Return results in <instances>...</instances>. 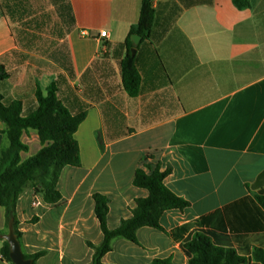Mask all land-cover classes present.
Masks as SVG:
<instances>
[{
    "label": "crops",
    "instance_id": "0c3cea01",
    "mask_svg": "<svg viewBox=\"0 0 264 264\" xmlns=\"http://www.w3.org/2000/svg\"><path fill=\"white\" fill-rule=\"evenodd\" d=\"M59 1L69 25L63 62L59 54H30L14 33L10 17L21 19L25 0H14L20 10L6 1L10 14L0 8V64L8 73L0 82L3 102L20 100L26 115L37 107L36 85L45 93L56 81L69 110L85 113L74 133L80 166L61 170V199L46 203L32 183L18 196L15 217L24 255L41 252L35 264H90V245L103 241L92 195L107 197L106 225L116 228L132 215L135 199L148 195L133 185L138 168H169L164 184L189 202L162 214L165 230L264 188V0H250L243 9L232 0L190 7L152 0L150 35L133 44L140 75L135 97L122 86L120 63L142 0ZM3 128L0 121V148L6 144ZM20 141L27 146L20 161L47 144L31 128ZM0 232L2 238L8 232L1 205ZM136 239H112L101 263L188 264L180 243L163 231L141 227ZM1 246L2 241L0 264H9Z\"/></svg>",
    "mask_w": 264,
    "mask_h": 264
},
{
    "label": "trees",
    "instance_id": "16d2710c",
    "mask_svg": "<svg viewBox=\"0 0 264 264\" xmlns=\"http://www.w3.org/2000/svg\"><path fill=\"white\" fill-rule=\"evenodd\" d=\"M184 7L207 3L210 0H178ZM250 0H232L234 6L243 9ZM13 10H20V4L13 0ZM155 10L152 0H142L139 19L130 27L126 44L127 52L120 63L122 86L130 97L140 91V75L136 68L134 54L131 53V37L139 35L148 38L154 21ZM8 78L5 67L0 64V82ZM58 84L51 81L45 93L36 85L37 107L30 113L22 114V103L15 99L5 104L0 94V121L5 145L0 148V205L5 208V221H13V229L18 240L15 217L16 201L23 188L32 183L35 191L42 192L44 201L56 204L61 195L56 188L61 170L65 166L79 167V145L74 138L84 112L72 113L58 95ZM35 129L42 144L36 154L20 161V152L27 146L20 141L23 130ZM170 169L160 170V166L146 172L136 169L133 185L144 188L148 195L135 199L131 216L114 228L106 225L108 199L94 193V213L103 233V241L94 246L93 260L90 264H103L101 257L111 249L114 238H124L137 242L136 232L141 227H151L165 232L172 240L179 242L188 264H264V188L254 195H247L222 207L219 211L198 217L165 230L160 224L162 214L171 209L183 210L189 202L176 195L164 184ZM217 215V218H216ZM1 254L9 262V245L1 237ZM42 253L24 255L35 260ZM149 264H170L169 259H156Z\"/></svg>",
    "mask_w": 264,
    "mask_h": 264
},
{
    "label": "rangeland",
    "instance_id": "374dc122",
    "mask_svg": "<svg viewBox=\"0 0 264 264\" xmlns=\"http://www.w3.org/2000/svg\"><path fill=\"white\" fill-rule=\"evenodd\" d=\"M6 1L13 3V0ZM6 1L0 0V8L3 13L10 14ZM62 5L59 0H25L26 11L21 19L18 15L10 17L14 33L30 54L44 58L59 54L62 62L65 61L66 46L62 39L69 25Z\"/></svg>",
    "mask_w": 264,
    "mask_h": 264
},
{
    "label": "water",
    "instance_id": "95a60500",
    "mask_svg": "<svg viewBox=\"0 0 264 264\" xmlns=\"http://www.w3.org/2000/svg\"><path fill=\"white\" fill-rule=\"evenodd\" d=\"M133 44H137L140 39L139 35H133L131 37ZM131 53H135V48H131ZM3 239L9 245V257L12 264H34L31 258L24 257L21 249L20 242L16 237L13 229V221L8 222V232L3 235Z\"/></svg>",
    "mask_w": 264,
    "mask_h": 264
},
{
    "label": "built area",
    "instance_id": "2783aa9c",
    "mask_svg": "<svg viewBox=\"0 0 264 264\" xmlns=\"http://www.w3.org/2000/svg\"><path fill=\"white\" fill-rule=\"evenodd\" d=\"M99 34H100V37H107L106 31H100ZM9 264H12V263L9 262Z\"/></svg>",
    "mask_w": 264,
    "mask_h": 264
}]
</instances>
